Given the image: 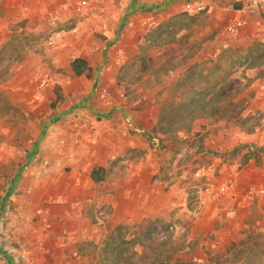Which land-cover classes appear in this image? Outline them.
<instances>
[{"label": "rangeland", "instance_id": "1", "mask_svg": "<svg viewBox=\"0 0 264 264\" xmlns=\"http://www.w3.org/2000/svg\"><path fill=\"white\" fill-rule=\"evenodd\" d=\"M175 2L183 0H0L7 35L0 41V264H26L17 224L7 237V214L13 210L19 218L13 197L20 191L14 189L34 160L33 150L49 132L63 129L73 136L75 130L80 136L93 131L99 142L110 139L106 162L94 161L110 187L130 164L140 173L148 163L153 182L183 190L188 211L171 210L173 220L120 225L133 243L119 264H158L166 257L178 264H264V41L232 43L219 57L223 47L210 35L202 37L206 9L167 12ZM165 38L171 40L159 43ZM74 58L87 63L79 75L70 65ZM234 79L233 88H241L235 95ZM221 85L225 94L217 93ZM208 100L227 114L191 116L192 105ZM232 103L243 106L239 114L225 108ZM243 168L261 176L258 198L247 208L228 209L238 208L236 220L225 214L214 225L207 222L202 235L193 213L211 190L220 196L221 185L233 186L226 178L230 169ZM37 211L32 220L41 225L26 243L29 264H55L40 259L54 253L56 232L47 213L41 218ZM105 214L97 212L96 227ZM86 252L94 259L77 264L112 263L99 251Z\"/></svg>", "mask_w": 264, "mask_h": 264}, {"label": "crops", "instance_id": "2", "mask_svg": "<svg viewBox=\"0 0 264 264\" xmlns=\"http://www.w3.org/2000/svg\"><path fill=\"white\" fill-rule=\"evenodd\" d=\"M191 1L194 2L188 3L187 0H183L182 4L176 2L169 4L167 12H180L183 10L182 7L193 6L194 10L205 8L207 18L203 23L202 37L210 35L211 42L221 45L222 50L232 43L245 42L249 45L258 40L264 41V0H259L258 5L251 4L250 0ZM231 20H237L240 25L236 34L226 35L227 24ZM5 27V19L0 18V41L7 37ZM184 31L186 32L185 29ZM70 121L74 125L75 119L72 118ZM73 137L66 129L60 133L49 132L33 150L35 157L26 168L27 172L17 180L14 190H19L20 194L13 198L19 204L14 207L19 218H14L13 210L8 212V221L5 222L7 237L11 227L17 224L15 229L23 235L24 241L19 251L31 262H33L31 246H26L28 234L36 231L41 225H38V220H32L35 210L39 209L37 212L41 213V218L45 215V220L51 222L56 232L53 238L54 253L51 257L42 256L40 259L43 262L54 260L55 264H77L79 261L93 260V254L86 252L89 246L83 248L82 243L99 246L98 242L103 233L110 232L123 223H138L144 218L173 220L174 218L170 216L171 210L177 212L187 210L184 207L185 196L182 188L173 184L170 188L164 189L162 183L153 182L154 167L148 163L143 165L145 170H141L140 173L137 165L130 164L128 173L114 179L111 187L104 178L94 180L91 177V171L95 167L94 161L96 159L100 164L106 162L104 153L110 139L103 138L99 142L93 131L82 133L77 143H74ZM136 141V138L132 139L131 144L136 145ZM64 166L70 167L68 172ZM226 178H231L233 182L229 193L226 196H219L211 190L205 195L201 211L193 213L194 225L202 235L209 230L207 222L214 225L215 221L222 219L225 214L230 216L231 221L236 220L237 215L234 213L238 208L234 212L228 209L235 205L247 208L255 198H258L257 192L253 196H249L248 192L254 186L261 188V176L251 175L243 168L238 172L230 169ZM243 202L246 204L243 205ZM100 211L107 214L101 221L102 224L99 222L100 225L96 227L93 220ZM238 222L233 228L240 224V221ZM211 230L217 234L221 227L217 230L214 227ZM62 231L67 234L66 241L63 239ZM36 259L39 260V257L36 256Z\"/></svg>", "mask_w": 264, "mask_h": 264}, {"label": "trees", "instance_id": "3", "mask_svg": "<svg viewBox=\"0 0 264 264\" xmlns=\"http://www.w3.org/2000/svg\"><path fill=\"white\" fill-rule=\"evenodd\" d=\"M170 22V21H169ZM172 23V22H171ZM180 28V27H179ZM177 28V29H179ZM171 39H162L159 43L163 44V43H167L169 42ZM229 49H231L229 47ZM229 49H224L222 50V52L219 54V57H221L224 53L228 52ZM245 61H241L239 63V65H242V63ZM261 61H257L254 63H249V66H254L259 64ZM71 68L74 72L75 75H79L81 74L86 66L87 63L84 59L81 58H74L71 63ZM237 79H234L232 81L233 85L231 88H233L234 83L236 82ZM215 88V87H214ZM234 89V95L238 94L241 90V88H233ZM227 91L226 87L221 85L218 87L217 89V93H224ZM195 103V102H194ZM192 109L190 111L191 116H197L200 112H207L210 114H218V112H220V115L222 116L227 114L226 112L222 111L221 108H223L224 106L222 105H213L211 100H208L206 102H202L200 104H194L192 105ZM227 106V105H226ZM225 108H230L231 111H236V114H239L243 108V106L238 105L237 103H232L231 105L227 106ZM238 106V110L236 109ZM101 170V171H99ZM102 168L101 167H94L91 171V177L96 180H102L103 179V175H102ZM171 236V235H170ZM169 236V237H170ZM168 237V236H167ZM132 240L131 239H125L124 236L121 234V228L120 225L117 226L111 233H109L104 240L102 241V243L97 246L94 245L92 243H82V247L84 248L85 246H89V248H91V250L94 251H99L102 254L106 255V257L109 259V262L112 261L111 264H119L120 263V259H121V255L123 254V252H126L125 249H127V247L130 248L129 245H131ZM88 244V245H87ZM146 264H155V263H146ZM158 264H178L177 261H173L171 262L170 257H166L165 259H162L159 261Z\"/></svg>", "mask_w": 264, "mask_h": 264}, {"label": "built area", "instance_id": "4", "mask_svg": "<svg viewBox=\"0 0 264 264\" xmlns=\"http://www.w3.org/2000/svg\"><path fill=\"white\" fill-rule=\"evenodd\" d=\"M259 2H260L259 0H250V3L253 4V5H258ZM239 25H240V24L238 23L237 20H231V21L227 24V29H226V30H228V31H233V30H235L236 28H238ZM92 127H93V126H92ZM90 128H91V126H90ZM126 134H127L126 131H122V135H126ZM79 138H80V133H79L78 130H75V134H74V138H73L74 143H77L78 140H79ZM231 188H232V184H231L230 182H229V183H226V184H224V185H221V186L219 187V194H220L221 196H226V195L229 193V191L231 190ZM256 192L261 193V188L257 189L255 186L252 187V188L249 190L248 195H249V196H253ZM62 233H63V234H62V235H63V239H64V241H66L67 234H66V232H64V231H62ZM22 255H23V259L25 260L26 264H29V263H30V260L27 258V256H25L24 253H23Z\"/></svg>", "mask_w": 264, "mask_h": 264}]
</instances>
